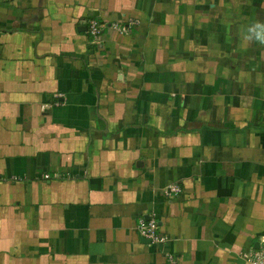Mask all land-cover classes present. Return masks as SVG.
Wrapping results in <instances>:
<instances>
[{"label":"crops","instance_id":"crops-1","mask_svg":"<svg viewBox=\"0 0 264 264\" xmlns=\"http://www.w3.org/2000/svg\"><path fill=\"white\" fill-rule=\"evenodd\" d=\"M256 21L264 0H0V264H245L264 236Z\"/></svg>","mask_w":264,"mask_h":264},{"label":"built area","instance_id":"built-area-1","mask_svg":"<svg viewBox=\"0 0 264 264\" xmlns=\"http://www.w3.org/2000/svg\"><path fill=\"white\" fill-rule=\"evenodd\" d=\"M134 24H136L134 21H129L127 24L114 23L112 27L120 32H129ZM88 25L89 32L94 39L98 38L107 27L106 22L99 17L90 18L88 20ZM45 177H49V174H46ZM180 191L181 188L178 185H169L166 188V193L169 196ZM137 231L140 236L152 241L161 242L167 239L166 236L158 233V223L154 218L141 217L137 222ZM242 258L245 264H264V236L260 238L259 246L244 252ZM168 259L169 264L176 263L175 257L172 254H169Z\"/></svg>","mask_w":264,"mask_h":264},{"label":"clouds","instance_id":"clouds-1","mask_svg":"<svg viewBox=\"0 0 264 264\" xmlns=\"http://www.w3.org/2000/svg\"><path fill=\"white\" fill-rule=\"evenodd\" d=\"M241 40L245 43L264 45V21L252 22L241 29Z\"/></svg>","mask_w":264,"mask_h":264},{"label":"water","instance_id":"water-1","mask_svg":"<svg viewBox=\"0 0 264 264\" xmlns=\"http://www.w3.org/2000/svg\"><path fill=\"white\" fill-rule=\"evenodd\" d=\"M83 29H87L86 27H83ZM259 246V244H258V242L256 243V247H258Z\"/></svg>","mask_w":264,"mask_h":264}]
</instances>
